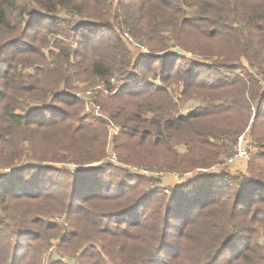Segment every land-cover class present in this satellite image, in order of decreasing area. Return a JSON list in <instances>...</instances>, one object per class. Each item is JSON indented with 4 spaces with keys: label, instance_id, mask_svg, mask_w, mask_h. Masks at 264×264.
Instances as JSON below:
<instances>
[{
    "label": "trees",
    "instance_id": "1",
    "mask_svg": "<svg viewBox=\"0 0 264 264\" xmlns=\"http://www.w3.org/2000/svg\"><path fill=\"white\" fill-rule=\"evenodd\" d=\"M114 78L103 118L82 117L76 81ZM111 123L120 161L150 170L209 168L248 128L258 153L244 182L205 173L167 197L124 167L81 169ZM30 153L78 168L0 177V264H41L57 239L80 264H264V0H0V166Z\"/></svg>",
    "mask_w": 264,
    "mask_h": 264
},
{
    "label": "rangeland",
    "instance_id": "2",
    "mask_svg": "<svg viewBox=\"0 0 264 264\" xmlns=\"http://www.w3.org/2000/svg\"><path fill=\"white\" fill-rule=\"evenodd\" d=\"M71 15L72 14L69 12H64L62 14V18L67 20V19L71 18ZM124 40H125L124 42L126 43L128 49L134 55V60L143 61L147 57L148 52L143 50L145 48L149 51V49L146 46L142 45L140 42H138L136 39H134L130 35H128V36L125 35ZM73 46L76 48L77 45L74 43ZM51 50H54L56 52V49H54L53 47L50 49L46 48L43 52L46 55H48L49 52H51ZM181 54H184V53L181 52ZM50 61L53 62L52 60H50ZM241 64H243L247 68L249 67L247 64V61L244 58H242ZM133 72H136V71H133ZM22 73H24L26 75H28V74L33 75L35 73V68L34 67H27L26 70L23 71ZM118 76L120 78H124L125 80L130 79L128 77V75H126V76L118 75ZM148 79L150 82H156L158 86L161 85L160 82H158L157 80H154L153 78H148ZM114 80L116 82L112 83V86H111V88H113V91H111L110 94H108V95L102 93L101 94L102 96L101 95L94 96L91 94L92 92L95 93L96 88H98V86L102 82L100 83L99 81H93V80H91V81H76L75 86H76L77 90L75 91V94L82 101V105H83L82 117L100 118V119L103 118V113L105 114L104 110L106 107V102H108L107 99H105V98L110 97L113 94L117 93V91L120 89V86L122 85V83H121V85L118 84L119 82H117V79L114 78ZM125 80H122V81H124L126 84ZM103 83H105V82H103ZM177 91L178 90H174V92H173L174 97L180 98L181 95H179V93H177ZM61 92L65 93L64 90H62ZM100 99H101V101H100ZM29 103H30V101L26 102L25 104L27 105ZM178 106H179V110H178L179 114L186 115L188 113H191L193 110H196L198 103L196 100H192V101H189L186 105H183V107L180 105V102H179ZM251 124H253L252 121H251ZM118 129L113 123H111L110 128H109V140H108V144H107L108 145L107 146V153H106L105 157L101 161L95 162L92 164H90L88 162H78L79 164H82V165H80L81 169H85L87 171H90V170H93V169H95L101 165H104V164H106V165L111 164V165L116 166V167H124L129 171V173L131 174L132 177H135L137 179H139V177H141V178H145L148 181L154 180L156 183H154L152 185V188H154L156 186L159 187V192L163 195H166L167 197L171 196L173 191H175L179 186L186 184L188 182L197 181L198 179H200L201 174H205V173L208 175H212V176L221 175L223 177L224 176H230L231 178H239L240 182H244V179L246 177L250 176L249 164H250L251 158H252V156H254L258 153V148H256V145L253 142V137L250 134V130L248 128V130H246L244 132V134L247 135V138H248L246 146L248 147V150L250 152V159L248 161L239 160V161L234 162L231 165H226V163L233 156L234 145L236 142H232L231 143L232 145L229 146V148H227L228 152L225 155L221 156L217 160V162L213 163L211 167L206 168L204 170L199 171V170L195 169L194 172H188L186 174H182L179 172L164 171V170H161V171L160 170H152V169L150 170L148 168L143 167V165H140V164L127 165V164H123L120 161L118 153L114 150V139L120 135V130H118ZM239 136L237 135L236 137H239ZM184 149H185L184 147L177 148V150H179L181 154H183L185 152ZM32 155L33 154L30 153L27 157H24L25 158V159H23L24 161L18 162L12 168H7V167L4 168V167L0 166V177L5 176V175H10V174H12V172L20 171V170L28 168L34 164L40 168L49 167V168H57V169H61V170H72L73 169V167H72L73 163H77L75 161H68V160L63 161L62 163H54L52 161H47V162H43V163L33 162L32 158H30V157H32ZM49 158L52 159L51 157H49ZM29 162H33V163H29ZM30 164H32V165H30ZM151 167L155 168L154 166H151ZM145 169L149 170L150 172L154 171L155 174L152 173V174L145 175L143 172H141V170H145ZM165 191H168L169 194H167ZM50 222L61 223V224H64L66 226L68 225L64 216H57L56 218L55 217L51 218ZM59 243H60V239L53 241L50 248L43 255L42 260L47 259L49 264H50L53 260L65 259L66 261L63 262V264H80V262H79V255L80 254H78V253L75 255H70V256L60 255L57 252V244H59ZM260 244H262L264 246V234L262 236H260ZM51 248H52V251H51ZM42 260H41V262H42Z\"/></svg>",
    "mask_w": 264,
    "mask_h": 264
},
{
    "label": "built area",
    "instance_id": "3",
    "mask_svg": "<svg viewBox=\"0 0 264 264\" xmlns=\"http://www.w3.org/2000/svg\"><path fill=\"white\" fill-rule=\"evenodd\" d=\"M128 36V35H127ZM145 51H147V57L149 54V51L147 49H143ZM116 81L114 79L111 80V83H115ZM111 90H109L108 88L105 87V83H101L98 88H96L95 90V93H91L92 95L94 96H97V95H101L102 93L108 95L110 94ZM102 96V95H101ZM97 108V107H96ZM99 109V108H98ZM115 128V127H114ZM118 129V128H117ZM119 130V129H118ZM117 130V131H118ZM247 135L245 134H241L237 140H236V143L234 145V150H233V156L231 157V159L226 163V165H231L233 164L234 162L236 161H248L250 159V152L248 150V147L246 146L247 144ZM115 161V160H114ZM73 169H77L78 166L73 164L72 165ZM149 170H141V172H143L145 175H148V174H155L154 171L152 172H148ZM188 175V174H187ZM167 194H169L168 191H165ZM51 251H52V248H51ZM61 260V259H60ZM62 262H65L66 260L63 259L61 260ZM70 263V262H69ZM41 264H49L48 260L47 259H43Z\"/></svg>",
    "mask_w": 264,
    "mask_h": 264
}]
</instances>
